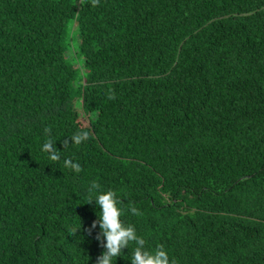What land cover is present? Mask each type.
Masks as SVG:
<instances>
[{"label": "trees", "instance_id": "16d2710c", "mask_svg": "<svg viewBox=\"0 0 264 264\" xmlns=\"http://www.w3.org/2000/svg\"><path fill=\"white\" fill-rule=\"evenodd\" d=\"M93 183L175 264H264V0H0V264H96Z\"/></svg>", "mask_w": 264, "mask_h": 264}, {"label": "clouds", "instance_id": "9594fccd", "mask_svg": "<svg viewBox=\"0 0 264 264\" xmlns=\"http://www.w3.org/2000/svg\"><path fill=\"white\" fill-rule=\"evenodd\" d=\"M92 3H99V0H92ZM91 136V130L83 128L76 131L72 136L65 138L64 143L65 145H81ZM55 143L56 141L48 139L42 145V150L48 152L49 159L52 161H58L62 157ZM63 167L78 173L82 170L83 165L79 160L63 158ZM87 192V202L91 203L95 200L97 205L98 220L93 221L91 229H95L98 224L100 231L97 233L96 238H103L102 247L104 251L97 259L96 264H114V260L116 261L117 257L122 255L123 250L129 248V244L132 242H134L135 248L130 257L131 264H175L165 247L160 246L154 250L145 247V238L137 234L135 225L126 223L122 219L125 210L114 190L101 191L99 186L93 183L87 189ZM130 211L134 215L139 214L136 207H131Z\"/></svg>", "mask_w": 264, "mask_h": 264}, {"label": "rangeland", "instance_id": "374dc122", "mask_svg": "<svg viewBox=\"0 0 264 264\" xmlns=\"http://www.w3.org/2000/svg\"><path fill=\"white\" fill-rule=\"evenodd\" d=\"M76 29H77V27L75 26V23H72L70 25V28H69V37L70 36L71 37H74L75 38V44H76V46H78L79 45V40H78V36H77L78 29L77 30ZM75 59H76V56H75ZM76 61H79L77 63V65H80V64L83 63V59L81 57L80 58H77Z\"/></svg>", "mask_w": 264, "mask_h": 264}]
</instances>
